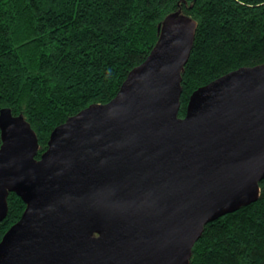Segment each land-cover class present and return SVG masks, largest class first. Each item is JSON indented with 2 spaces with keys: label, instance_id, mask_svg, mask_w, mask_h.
<instances>
[{
  "label": "water",
  "instance_id": "obj_1",
  "mask_svg": "<svg viewBox=\"0 0 264 264\" xmlns=\"http://www.w3.org/2000/svg\"><path fill=\"white\" fill-rule=\"evenodd\" d=\"M197 22L168 17L117 95L56 127L48 148L0 112V222L26 209L0 264H190L205 226L256 202L264 179V63L194 91L179 116Z\"/></svg>",
  "mask_w": 264,
  "mask_h": 264
},
{
  "label": "trees",
  "instance_id": "obj_2",
  "mask_svg": "<svg viewBox=\"0 0 264 264\" xmlns=\"http://www.w3.org/2000/svg\"><path fill=\"white\" fill-rule=\"evenodd\" d=\"M171 15L197 22L180 117L198 88L264 63V0H0V112L30 123L37 159L56 127L117 95ZM260 190L256 202L205 226L190 264H264V179ZM8 205L0 241L26 208L14 193Z\"/></svg>",
  "mask_w": 264,
  "mask_h": 264
},
{
  "label": "rangeland",
  "instance_id": "obj_3",
  "mask_svg": "<svg viewBox=\"0 0 264 264\" xmlns=\"http://www.w3.org/2000/svg\"><path fill=\"white\" fill-rule=\"evenodd\" d=\"M32 127V126H31ZM37 137H38V135H37ZM38 140H40L39 138H38ZM40 144V143H39ZM17 197H19L18 195H17ZM20 198V197H19ZM23 201V200H22ZM24 202V201H23ZM25 204V203H24ZM26 205V204H25ZM26 209V208H25ZM25 211V210H24Z\"/></svg>",
  "mask_w": 264,
  "mask_h": 264
}]
</instances>
